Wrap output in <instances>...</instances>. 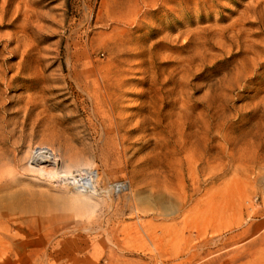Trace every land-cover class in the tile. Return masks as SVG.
I'll return each instance as SVG.
<instances>
[{
    "label": "rangeland",
    "instance_id": "obj_1",
    "mask_svg": "<svg viewBox=\"0 0 264 264\" xmlns=\"http://www.w3.org/2000/svg\"><path fill=\"white\" fill-rule=\"evenodd\" d=\"M0 70V147L90 163L100 191L85 213L69 187L17 174L0 236L49 211L71 231L49 264L74 251L84 264H264V0H0ZM108 183L126 189L107 197Z\"/></svg>",
    "mask_w": 264,
    "mask_h": 264
},
{
    "label": "bare ground",
    "instance_id": "obj_2",
    "mask_svg": "<svg viewBox=\"0 0 264 264\" xmlns=\"http://www.w3.org/2000/svg\"><path fill=\"white\" fill-rule=\"evenodd\" d=\"M12 41V40H11ZM18 44V43H17ZM92 66V65H91ZM70 67V66H69ZM90 68V67H89ZM74 69V68H73ZM72 69V70H73ZM3 70V69H2ZM92 70H94L92 68ZM1 71V70H0ZM70 71V70H69ZM75 71V70H74ZM110 71V70H109ZM107 71V72H109ZM119 73V70H117ZM116 73V74H117ZM4 74V73H3ZM94 74V73H93ZM120 74V73H119ZM79 75V74H78ZM113 75V74H112ZM115 75V74H114ZM113 75V76H114ZM83 76V75H82ZM1 77V76H0ZM14 78V76H12ZM77 77V76H74ZM105 77V76H104ZM110 77V76H109ZM107 77V79L109 78ZM2 78V77H1ZM72 78V77H71ZM88 78V76H87ZM106 78V77H105ZM115 78V76H114ZM117 78V77H116ZM115 78V79H116ZM3 79V78H2ZM7 79V78H6ZM5 79V80H6ZM12 79V78H11ZM77 79V78H76ZM85 79V78H84ZM90 79V78H89ZM121 79V78H119ZM117 79V80H119ZM9 80V79H8ZM83 80V79H82ZM88 80V79H87ZM104 80V79H102ZM90 81V80H89ZM106 81V80H105ZM109 81V79H108ZM112 81V80H111ZM116 80L112 81L115 82ZM120 82H122V80H120ZM5 83V82H4ZM97 83V82H96ZM104 83V82H103ZM110 83V82H109ZM108 83V84H109ZM118 83V82H117ZM84 84V83H83ZM94 84V83H93ZM101 84V83H100ZM116 84V82H115ZM120 84V83H118ZM117 84V85H118ZM7 85V84H6ZM12 85V84H11ZM87 85V83H86ZM99 85V84H98ZM98 85H95L98 86ZM112 85V84H111ZM110 85V86H111ZM116 85V86H117ZM14 85H12L13 87ZM88 86V85H87ZM101 86V85H99ZM106 86V85H105ZM109 86V87H110ZM7 87V86H6ZM81 87V86H80ZM89 87V86H88ZM4 88V87H3ZM85 89L87 87H84ZM111 88V87H110ZM108 88V89H110ZM120 88V87H119ZM9 89V88H8ZM7 89V90H8ZM11 89V88H10ZM81 89V88H80ZM101 89V88H98ZM105 89V88H104ZM107 89V88H106ZM105 89L106 93H107V97L109 96L107 90ZM103 90V89H102ZM1 91V90H0ZM82 91V90H81ZM88 91V90H87ZM96 91V90H95ZM100 91V90H99ZM104 91V90H103ZM104 91V92H105ZM112 91V90H111ZM109 91V92H111ZM120 91V90H119ZM98 92V91H97ZM1 93V92H0ZM6 93V91H5ZM91 93V92H90ZM88 93V94H90ZM102 93V92H101ZM95 95V94H94ZM113 95V94H112ZM119 95V94H118ZM103 96V95H102ZM123 96V95H122ZM121 96V97H122ZM172 97V96H171ZM94 97H92L93 99ZM99 98V97H98ZM97 98V99H98ZM173 98V97H172ZM112 99V98H111ZM177 99V98H175ZM96 100V99H95ZM103 100V97H102ZM108 100V99H107ZM170 100V99H169ZM97 101V100H96ZM104 101V100H103ZM116 101V99H115ZM32 102V101H31ZM100 102V101H99ZM105 103V102H104ZM103 103V104H104ZM172 103V100H171ZM109 104V103H108ZM118 104V103H117ZM30 105V103H29ZM35 105V104H34ZM112 104H110L111 106ZM170 105V104H168ZM104 106V105H103ZM172 106V105H171ZM109 107V106H108ZM115 107V106H114ZM22 109V106H21ZM26 109V108H25ZM27 110V109H26ZM176 110V109H175ZM169 111V109H168ZM167 111V112H168ZM179 112V111H177ZM169 113V112H168ZM167 113V115L169 116V114ZM1 117V116H0ZM2 118V117H1ZM0 118V119H1ZM4 119V118H3ZM169 119V117H168ZM7 120V119H6ZM12 120V119H11ZM1 121V120H0ZM10 121V120H9ZM18 122V121H16ZM168 122V121H167ZM170 122V121H169ZM2 123V122H1ZM10 123V122H9ZM8 123V124H9ZM12 124V123H11ZM143 124V123H142ZM172 124V123H171ZM174 124V123H173ZM10 125V124H9ZM3 126V124H2ZM2 126H0V129L3 128ZM143 126V125H142ZM168 126V124H167ZM8 127V126H7ZM12 127V126H11ZM18 127V125H17ZM136 127V126H135ZM175 127V126H174ZM9 128V127H8ZM137 128V127H136ZM5 129V128H4ZM122 129V128H121ZM9 130V129H8ZM14 130V129H13ZM120 130V129H119ZM144 130V129H143ZM174 130V129H172ZM177 130V129H176ZM1 131V130H0ZM11 130H9V132H11ZM138 131V130H137ZM168 131V130H167ZM125 132V131H124ZM142 132V131H141ZM12 133V132H11ZM16 133V132H15ZM2 134V133H0ZM117 134V133H116ZM119 134V133H118ZM146 134V133H145ZM172 134V133H171ZM179 134V133H178ZM193 134V133H192ZM198 134V133H197ZM205 135V133H203ZM3 135V134H2ZM6 135V134H5ZM4 135V136H5ZM142 135V134H141ZM189 135V134H188ZM194 135V134H193ZM192 135V137H193ZM7 136V135H6ZM9 136V135H8ZM13 136V134H12ZM117 136V135H116ZM177 136V134H176ZM182 136V135H181ZM184 136V135H183ZM187 136V134H186ZM1 137V136H0ZM122 137V136H121ZM180 138V136H178ZM177 137V138H178ZM203 137V136H202ZM118 138V137H117ZM176 138V139H177ZM190 138V137H189ZM209 138V137H208ZM7 139V138H6ZM128 139V138H127ZM131 139V138H130ZM129 139V140H130ZM192 139V138H191ZM195 139V138H194ZM202 140V138H200ZM204 139V138H203ZM211 139V138H210ZM216 139V138H215ZM3 140V139H2ZM126 140V139H125ZM148 140V139H147ZM197 140V139H196ZM205 140V139H204ZM142 141V140H141ZM1 142V140H0ZM6 142V140H5ZM120 142V141H119ZM148 142V141H147ZM176 142V141H175ZM179 142V141H177ZM181 142H183L181 140ZM118 143V142H117ZM192 143V142H191ZM205 143V142H204ZM215 143V142H214ZM220 143V142H219ZM119 144V143H118ZM199 144V143H198ZM1 145V144H0ZM180 146V143L177 144ZM188 145V144H187ZM191 145V144H190ZM188 145V146H190ZM209 145V144H208ZM207 145V146H208ZM219 146L218 143L215 144V146ZM11 146V145H10ZM14 146V145H13ZM141 146V145H140ZM185 147V143L183 145ZM203 146V145H202ZM5 147V149L7 150V146H3ZM187 147V146H186ZM141 148V147H140ZM180 148V147H179ZM195 148V147H193ZM206 148V147H205ZM220 148V147H219ZM9 149V148H8ZM189 149V148H188ZM187 149V150H188ZM192 149V148H191ZM196 149V148H195ZM12 150V149H11ZM10 150V151H11ZM207 150V149H206ZM209 150H211V147L209 148ZM8 150V153H6V151L0 147V192L2 191H7V189L15 186L17 179L16 176L17 174L20 176H22V174H25L24 172H31L33 174H36L35 176L37 177V175L41 176V177H47L48 179H50L52 181L53 179V183L57 182L60 183L61 185H65L67 187L70 188V190L72 189L74 196H78L80 197V202H78L79 204V209L82 210L83 212H89L91 210H93L95 208V206L97 205L96 202L98 203V201L96 200V202L93 200L94 197H96L97 195L100 194V191L98 190V188H96V182L97 181V176H96V172L95 170H91L90 167V163H87L83 160H76L73 162H66V159H62L55 151H53L51 148L49 147H37L35 151H31L32 153L29 152V154H31L30 156L28 155L26 161H22L21 159H18L16 157L10 158V152ZM109 151V150H107ZM205 151V150H204ZM115 152V151H114ZM138 152V151H137ZM149 152V151H148ZM113 153V152H111ZM117 153V152H116ZM115 153V154H116ZM121 153V152H120ZM195 153V152H194ZM208 153V152H206ZM214 153V152H213ZM15 154V152H14ZM26 154H28L26 152ZM119 154V153H118ZM205 154V152H204ZM203 154V155H204ZM212 155V153H210ZM217 154V153H216ZM117 155V154H116ZM214 155V154H213ZM218 155V154H217ZM15 156V155H14ZM188 156H191L190 154ZM205 156V155H204ZM64 157V156H63ZM76 157V155H75ZM72 158V157H71ZM88 158V157H86ZM199 158V157H198ZM84 159V157H83ZM120 159V158H118ZM191 159V158H190ZM201 159H203L201 157ZM85 160V159H84ZM91 161V160H90ZM190 162V161H189ZM200 163V162H199ZM183 164V163H182ZM187 164H189L187 162ZM207 164V163H206ZM214 165V164H213ZM92 166V164H91ZM189 166V165H188ZM217 166V165H216ZM74 167L76 168L75 170L77 171V175H73L71 168ZM196 167V166H195ZM215 169V167H214ZM190 170V169H189ZM196 170V169H195ZM212 170V169H211ZM76 173V172H75ZM70 178H72V180L70 181ZM49 180V181H50ZM43 181H47V180H43ZM48 181V182H49ZM19 182V181H18ZM53 184V185H57ZM19 184V183H18ZM109 184L106 185L104 188L101 189V192H104V195H106L108 197L109 193L113 192H118L121 190L126 189L125 187V183H119L117 185H113L112 183V187H109ZM41 185V184H40ZM39 185V186H40ZM38 186V187H39ZM44 186V185H43ZM42 186V187H43ZM48 186V185H47ZM46 187V186H45ZM44 188V187H43ZM67 189V188H66ZM11 190V189H10ZM9 190V191H10ZM17 192V191H16ZM112 192V193H113ZM72 193V192H71ZM70 193V194H71ZM14 194V193H13ZM72 195V194H71ZM11 197V196H10ZM9 197V198H10ZM15 197V196H14ZM20 197V196H19ZM186 197L187 196H178L176 194V198H178V200H180V210L182 208V206L185 204L186 202ZM2 199V197H0ZM0 199V200H1ZM3 200V199H2ZM77 207V206H76ZM8 214V213H7ZM10 215V214H9ZM8 215V216H9ZM67 215V214H66ZM71 215V213H70ZM14 216V215H13ZM75 216V215H74ZM80 216V215H79ZM88 216V214H87ZM61 216H59L58 214H54V213H50L49 211H47V214H45L44 218H40V220L37 222V220L35 218H33V216L31 218H29V224H27L26 228H24L21 231H16L13 233H10V235H5V236H0V244H9L14 246V248H10V250H7L6 248H8V246L2 245V248L4 246V250H0V253L2 254H7L10 251L14 252V255L17 254L19 257L20 253H26L28 255L27 260L23 263V264H49V260L50 258L54 255L55 250L58 249L59 246V241H55L54 240V236H56V233L58 234H62V233H66L68 234L70 231V228L65 227L66 224H58L56 223L57 220L59 221ZM66 217V216H64ZM0 218H1V212H0ZM84 218V217H83ZM80 219V218H79ZM73 220V219H72ZM89 220V219H88ZM70 221V220H69ZM68 221V222H69ZM81 221V220H80ZM66 222V223H68ZM68 225V224H67ZM83 225V224H82ZM87 225V224H86ZM89 226V225H88ZM93 226V225H92ZM91 227V226H89ZM93 228V227H92ZM98 229H100L99 227H97ZM76 229V228H75ZM74 229V230H75ZM80 229H82V235H84V232H86L85 234V238L89 237L90 235H92L91 231H93V229L91 228H87V227H80ZM103 229V228H102ZM9 232V231H8ZM77 232V231H76ZM97 232V231H95ZM101 232V231H100ZM78 233V232H77ZM103 233V232H102ZM95 234V233H94ZM104 234V233H103ZM49 235V236H47ZM69 235V234H68ZM73 235V234H72ZM96 235V234H95ZM27 236V238H26ZM61 236V235H60ZM25 237V238H24ZM78 237V236H77ZM59 238V237H58ZM57 238V239H58ZM80 238V237H78ZM84 240V239H83ZM9 242V243H8ZM1 246V245H0ZM48 247L51 248V251L48 252ZM233 249V248H232ZM61 252V251H60ZM81 252H89V247L88 244L85 245L84 247H82ZM0 254V256H1ZM57 254V252H56ZM72 254V255H71ZM70 257H68V262L66 264H84L83 261H80V257L77 256V253L74 251L73 253H71ZM90 254V253H89ZM89 258V257H88ZM19 259V258H18ZM61 259V258H60ZM22 260L20 261L21 264ZM54 261H56L57 264H61V260L59 259H55ZM61 261V262H59ZM54 263V262H53ZM87 263V262H86ZM91 264V261L89 262Z\"/></svg>",
    "mask_w": 264,
    "mask_h": 264
},
{
    "label": "built area",
    "instance_id": "obj_3",
    "mask_svg": "<svg viewBox=\"0 0 264 264\" xmlns=\"http://www.w3.org/2000/svg\"><path fill=\"white\" fill-rule=\"evenodd\" d=\"M261 194H263V195H264V183H263V185H262ZM257 198H259V197H255V200H257Z\"/></svg>",
    "mask_w": 264,
    "mask_h": 264
}]
</instances>
